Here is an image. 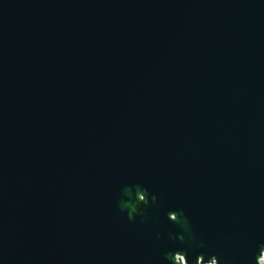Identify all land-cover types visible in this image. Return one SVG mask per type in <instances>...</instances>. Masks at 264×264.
Listing matches in <instances>:
<instances>
[{"label": "water", "instance_id": "1", "mask_svg": "<svg viewBox=\"0 0 264 264\" xmlns=\"http://www.w3.org/2000/svg\"><path fill=\"white\" fill-rule=\"evenodd\" d=\"M261 248L264 0H0V264Z\"/></svg>", "mask_w": 264, "mask_h": 264}, {"label": "clouds", "instance_id": "2", "mask_svg": "<svg viewBox=\"0 0 264 264\" xmlns=\"http://www.w3.org/2000/svg\"><path fill=\"white\" fill-rule=\"evenodd\" d=\"M176 220H177V218L174 221H176ZM260 252H264V248H261L259 253ZM177 256L183 257L184 264H188L186 256L184 254H181L180 252H175V253L171 254L170 259L173 262V264H177V260H176ZM256 259H257V257H256ZM212 261H214L215 264H218V259L215 255H211L207 260L204 259L203 255H199L196 257L195 264H210V262H212Z\"/></svg>", "mask_w": 264, "mask_h": 264}]
</instances>
